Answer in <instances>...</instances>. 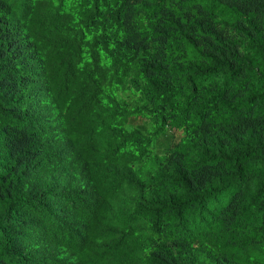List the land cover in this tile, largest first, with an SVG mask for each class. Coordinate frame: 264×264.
<instances>
[{
  "label": "trees",
  "instance_id": "16d2710c",
  "mask_svg": "<svg viewBox=\"0 0 264 264\" xmlns=\"http://www.w3.org/2000/svg\"><path fill=\"white\" fill-rule=\"evenodd\" d=\"M0 264H264V0H0Z\"/></svg>",
  "mask_w": 264,
  "mask_h": 264
},
{
  "label": "clouds",
  "instance_id": "9594fccd",
  "mask_svg": "<svg viewBox=\"0 0 264 264\" xmlns=\"http://www.w3.org/2000/svg\"><path fill=\"white\" fill-rule=\"evenodd\" d=\"M14 80V79H13ZM34 253V252H33ZM24 260V259H23Z\"/></svg>",
  "mask_w": 264,
  "mask_h": 264
}]
</instances>
